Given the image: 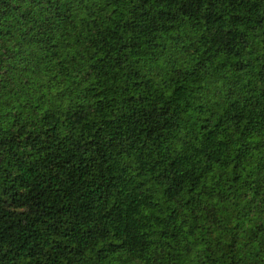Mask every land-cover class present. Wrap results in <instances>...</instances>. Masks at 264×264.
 Wrapping results in <instances>:
<instances>
[{
	"label": "trees",
	"instance_id": "obj_1",
	"mask_svg": "<svg viewBox=\"0 0 264 264\" xmlns=\"http://www.w3.org/2000/svg\"><path fill=\"white\" fill-rule=\"evenodd\" d=\"M0 264H264V0H0Z\"/></svg>",
	"mask_w": 264,
	"mask_h": 264
}]
</instances>
